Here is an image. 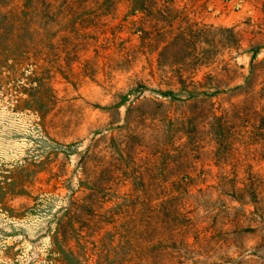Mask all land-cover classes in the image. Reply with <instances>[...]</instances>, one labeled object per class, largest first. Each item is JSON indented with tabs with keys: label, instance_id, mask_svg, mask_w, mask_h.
<instances>
[{
	"label": "rangeland",
	"instance_id": "374dc122",
	"mask_svg": "<svg viewBox=\"0 0 264 264\" xmlns=\"http://www.w3.org/2000/svg\"><path fill=\"white\" fill-rule=\"evenodd\" d=\"M0 264H264V0H0Z\"/></svg>",
	"mask_w": 264,
	"mask_h": 264
},
{
	"label": "trees",
	"instance_id": "16d2710c",
	"mask_svg": "<svg viewBox=\"0 0 264 264\" xmlns=\"http://www.w3.org/2000/svg\"><path fill=\"white\" fill-rule=\"evenodd\" d=\"M146 2L147 0H135V4L137 3L139 5L140 3V5H143V6L146 4Z\"/></svg>",
	"mask_w": 264,
	"mask_h": 264
}]
</instances>
